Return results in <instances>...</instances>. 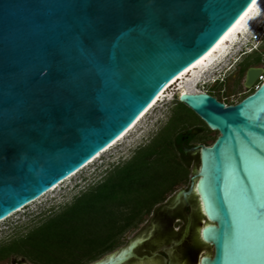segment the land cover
<instances>
[{"label": "water", "instance_id": "water-1", "mask_svg": "<svg viewBox=\"0 0 264 264\" xmlns=\"http://www.w3.org/2000/svg\"><path fill=\"white\" fill-rule=\"evenodd\" d=\"M253 1L0 0V220L85 166L164 90L218 132L184 147L199 166L175 202L192 195L202 219L188 239L196 258L148 221L88 264H264V80L230 104L169 85ZM263 73L249 67L244 85Z\"/></svg>", "mask_w": 264, "mask_h": 264}, {"label": "trees", "instance_id": "trees-1", "mask_svg": "<svg viewBox=\"0 0 264 264\" xmlns=\"http://www.w3.org/2000/svg\"><path fill=\"white\" fill-rule=\"evenodd\" d=\"M187 109L195 113L176 98L167 123L147 143L70 202L1 243L0 260L23 257L31 264H88L120 246L127 231L185 182L189 169L180 145L182 130L212 131L198 115L200 121L188 122ZM195 140L205 142L202 136Z\"/></svg>", "mask_w": 264, "mask_h": 264}, {"label": "rangeland", "instance_id": "rangeland-1", "mask_svg": "<svg viewBox=\"0 0 264 264\" xmlns=\"http://www.w3.org/2000/svg\"><path fill=\"white\" fill-rule=\"evenodd\" d=\"M264 22V20H263ZM262 22V23H263ZM257 27V26H256ZM255 27V28H256ZM252 29L250 34L255 30ZM248 44H255L259 47L261 51H264V40L261 42L255 39L250 38ZM244 49V46H243ZM261 51H254L253 53H245L246 58H251L252 60H263L264 55ZM240 50L234 54L232 57H229L226 61L227 63L222 66L220 64L218 71L209 75L212 78H215L213 81H202L198 84L197 88L203 91H213L224 101H227V104L240 101L247 93L252 89L246 90L242 80H229L228 82L222 84L221 80L230 70L233 65V60H237L239 57ZM208 76V77H209ZM218 81V83H216ZM177 83V82H176ZM176 83L171 85L173 88L177 86ZM216 83V84H215ZM215 84V85H214ZM166 94H170L165 92ZM169 97V95H167ZM175 99H165L157 102V104L142 118V120L135 126L134 130L131 131L125 138L111 147L109 150L101 154L93 162L80 169L77 173L71 177L62 181L58 187L54 190H51L44 195H41L34 201L28 203L21 210L13 212L10 216L6 217L0 222V244L7 241L11 237L22 234L26 232L33 225L38 223V221L46 214H49L52 211H56L61 208L66 203L70 202L79 192L87 188L89 185L93 184L97 180L101 179L108 169L114 165L123 162L131 157L133 152L141 145L147 143L152 136L158 132L159 128L165 124L168 120L170 114L172 113V108L175 105ZM188 122L200 121L197 114L187 109ZM203 140H196L197 143H206L211 144L218 132L215 130L204 131L201 133ZM199 166V155L195 156V160L192 158L189 159L188 169L189 174L188 178L192 176L194 171L197 170ZM187 179L185 182L180 183L175 192H179L181 188H185L188 185ZM175 194V193H174ZM173 194V195H174ZM172 195V196H173ZM151 214L148 215L147 219L144 220L139 226L130 229L122 237L123 243L118 246L116 249L124 246L149 220ZM115 249V250H116ZM108 254V253H106ZM106 254L100 256L99 258L105 256ZM31 264L27 259L23 257H10L3 260H0V264Z\"/></svg>", "mask_w": 264, "mask_h": 264}, {"label": "flooded vegetation", "instance_id": "flooded-vegetation-1", "mask_svg": "<svg viewBox=\"0 0 264 264\" xmlns=\"http://www.w3.org/2000/svg\"><path fill=\"white\" fill-rule=\"evenodd\" d=\"M263 40H264V37L262 38L261 42ZM254 51H261V50L257 46L256 48L252 47L251 49L248 48V49L240 51L238 59L233 60V65L231 66L230 70L225 75V77H223L219 81H221V83L223 82L222 84H224L231 79L232 80H237V79L240 80L241 79L243 84H244L245 75H246V72H247L249 67H251V66H262V67H264L263 60H249V58L244 57L245 53H253ZM261 52L264 55V51H261ZM263 75H264V73H263ZM216 83H218V81ZM249 89H252L250 91V92H252L255 89V85L250 87V88L246 87V90H249ZM206 92L210 93L213 96H216L219 100L224 101L221 97H219V95H217L213 91H206ZM249 93H247V94H249ZM175 97H177V96L174 95L173 99H175ZM167 121L165 122V124L167 123ZM163 126H161L159 128V130ZM193 129H196V131L193 132L192 131ZM201 133H203V132L198 127H192L188 130H186V129L182 130L180 145L183 148V151L185 153V155H184L185 162L186 161L189 162L190 158H192V160H195V156L198 154V151H191V150L185 151L184 147H191L193 144L197 143V141L195 140V137H197V138L201 137V135H202ZM199 143H201V142H199ZM177 145H178V143H177ZM187 179H189L188 185L184 189H187L189 187L190 182H191V176L189 178H188V176H185V181ZM181 189H183V188H181ZM175 191H176V189L167 197V199L165 201L158 204L150 213L151 214V217L149 220L151 222V229L150 230H152V232H154V231H156V230L158 231L160 229V231H162L166 235L164 238L166 240V242L163 245L168 246V248L170 250H174L177 247H184L185 258L189 257L191 254L190 251L193 250L194 252L192 254V258H191L190 262H194L196 255L198 253V248H194L188 239H189L190 233L192 231V228H194L197 223H200L202 219H200V218L197 219V218L193 217L192 195L189 196L188 202H186L183 195H181L179 201L176 203L175 199L177 197L178 192H175ZM189 221H190L189 231L182 238V236L185 233V230L187 228ZM177 241H180V242L176 243ZM161 251L166 253L165 249H161ZM155 252L157 253V250L151 251L150 255L149 254H143V255L154 256L153 254Z\"/></svg>", "mask_w": 264, "mask_h": 264}, {"label": "bare ground", "instance_id": "bare-ground-1", "mask_svg": "<svg viewBox=\"0 0 264 264\" xmlns=\"http://www.w3.org/2000/svg\"><path fill=\"white\" fill-rule=\"evenodd\" d=\"M263 20H264V0H254L250 4V6L246 9V11L239 17V19L230 27V29H228V31L219 39V41L208 52L205 55H203L195 64H193L183 73H181L179 76L173 79L169 83V85H173V83L177 82L176 83L177 86L174 89L177 90L179 93L185 91H190V92L202 91L197 88L198 84L204 80L207 82L215 80V78H212L209 75H212L213 73L218 71V68H220L218 66L220 64H222V66L225 65L227 63L226 61L228 60V58L232 57L241 49V46L244 45L245 42L248 40V36L250 35L252 29L258 26L260 23H262ZM165 92L166 91L162 90L159 93V95L152 101L149 107L146 110H144V112L140 115V117L128 128V130L122 133L114 142H112L111 145H109L103 151H101L95 158H93L85 166L93 162L95 159L101 156V154L109 150L111 147H113L115 144H117L119 141L125 138L126 135H128L131 131H133L135 126L157 104V102L165 99V97L169 100L174 97V95L166 94ZM167 95H169V97H167ZM85 166H83L82 168H84ZM59 184H57L55 187L51 188L47 192L54 190L56 187L59 186ZM19 210H21V208ZM2 220H0V222Z\"/></svg>", "mask_w": 264, "mask_h": 264}, {"label": "built area", "instance_id": "built-area-1", "mask_svg": "<svg viewBox=\"0 0 264 264\" xmlns=\"http://www.w3.org/2000/svg\"><path fill=\"white\" fill-rule=\"evenodd\" d=\"M250 35H251L250 38L259 41V40L262 38V36H264V22H263V23H260ZM249 42H250V41L247 40V41L245 42V44L241 46L240 51L245 50V49H248V48L251 49L252 47H253V48H256L257 45H258V44H257V45H255V44H251V45H249V44H248ZM243 46H244V49H243ZM262 80H264V75H263V74L259 75V78H258L257 82L255 83V87L258 86V84H259Z\"/></svg>", "mask_w": 264, "mask_h": 264}, {"label": "clouds", "instance_id": "clouds-1", "mask_svg": "<svg viewBox=\"0 0 264 264\" xmlns=\"http://www.w3.org/2000/svg\"><path fill=\"white\" fill-rule=\"evenodd\" d=\"M263 37H264V36H262V38H263ZM262 38H261V39H262ZM261 39H260V40H261ZM260 40H259V41H260Z\"/></svg>", "mask_w": 264, "mask_h": 264}]
</instances>
